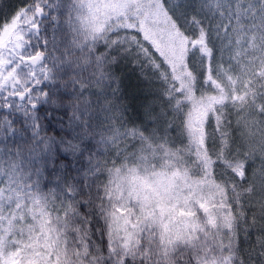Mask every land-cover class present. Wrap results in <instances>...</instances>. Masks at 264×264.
Here are the masks:
<instances>
[{
  "label": "trees",
  "instance_id": "trees-1",
  "mask_svg": "<svg viewBox=\"0 0 264 264\" xmlns=\"http://www.w3.org/2000/svg\"><path fill=\"white\" fill-rule=\"evenodd\" d=\"M43 1L49 5L58 0ZM16 2L0 0V24L7 4L11 7ZM161 2L169 21L188 40L181 68L189 76L187 88L155 51L152 56L143 52L150 45L135 32L113 24L104 38L70 51L61 42L64 31L57 24L59 18L41 11L36 14L38 56L52 63L55 79L44 88L46 93L71 82L87 89L90 73L95 70L98 76L99 66L110 59V52H116L134 62L141 76L155 79L157 105L165 111L161 121L167 127L163 129L158 119L145 122L141 113L132 110L114 114L123 115L119 123L116 119L102 123L106 118L97 107L94 125L100 131L110 130L93 139L82 172L65 177L69 185L77 186L78 201L65 198L63 193L72 196L73 189L55 178L37 182L28 159L30 145L10 139L0 145L4 148L0 153L1 205L44 207L36 226L20 228L11 236L3 258L11 254L16 264H264V0ZM201 36L208 57L192 45ZM70 58L82 61H71L69 68L66 60ZM126 64L121 65L123 71L129 69ZM209 67L210 83L206 81ZM70 69L84 75H70ZM213 81L221 90L213 88ZM220 92L228 96L219 102ZM202 97L209 101L202 104L206 113L197 127L198 144H194L181 106ZM1 100L0 110L5 112ZM10 115L11 119L19 116L21 123L26 119V114L13 111ZM134 133L142 134L144 142L165 144L167 155L173 156L169 162L182 166L197 187L209 189L217 207L208 211L192 203L185 225L175 229L173 221L154 211L149 202L139 206L130 197L119 196L118 163L123 160L130 167L136 142L141 140ZM202 200L208 197L204 194ZM77 218L81 223H76ZM114 219L126 223L125 231H111Z\"/></svg>",
  "mask_w": 264,
  "mask_h": 264
},
{
  "label": "rangeland",
  "instance_id": "rangeland-1",
  "mask_svg": "<svg viewBox=\"0 0 264 264\" xmlns=\"http://www.w3.org/2000/svg\"><path fill=\"white\" fill-rule=\"evenodd\" d=\"M161 3V0H58L46 5L43 0H17L11 7L7 4L0 24V97L3 99L1 101L4 102L5 110L0 119L10 121V112L13 111L24 115L25 108L29 110L33 104L45 98L46 92H42L41 89L51 87L55 81L52 63L39 57L36 48L39 39L36 32L38 23L36 14L40 11L44 15L59 18L57 24L64 31L61 42L64 44L66 42L70 51L91 44L109 31L113 24L125 31L135 32L150 45V49L146 47L143 52L151 56L156 52L177 80L184 82L183 87L187 88L189 76L181 68L188 40L171 24ZM192 45L205 56H209V49L203 36L196 39ZM73 60L82 61L77 58L67 59L69 63L67 67L70 68V62ZM129 69L125 72L132 71ZM211 70V67L206 69L208 76L206 81L209 83L212 81L209 76ZM141 79L144 82L143 91L146 93L149 108L148 115H144L143 110L139 112L142 120L161 121L162 113L165 111L157 105L159 88L153 83L155 79L150 80L145 76H141ZM168 79L169 77L166 80ZM212 83L213 88L221 90L219 84H214V81ZM226 96L228 94L220 92L216 99L220 102ZM176 98L181 99V96ZM206 101L209 99L205 100L202 97L200 101L191 100L185 106H181L184 119L189 120V133L194 144H198L196 138L200 132L197 127L201 117L206 113L202 106L207 103ZM144 102L141 100V103ZM195 102L201 105H196ZM164 121L162 119L159 123L163 129L167 127L163 124ZM133 135L141 140L136 142L130 167L127 168L123 160L118 163L117 172L120 179L116 192L119 196L130 197L131 202L138 203L139 206L149 205L147 204L149 202L154 211L168 221H173L171 224L175 225V229H181L185 225V215L191 209L192 203L200 204L208 211L217 207L209 189L204 186L197 187L182 166L169 162L173 156L167 155L165 144L159 141L144 142L140 133ZM204 194L208 197L207 201L202 200ZM43 209L44 207H17L16 204L8 209L0 203V264L13 262L16 264L13 255L3 258L2 251L7 243H10L11 236L21 232L20 228H31L40 222ZM125 224L124 221L114 219L111 231L121 233L125 231ZM124 234L123 232L121 235Z\"/></svg>",
  "mask_w": 264,
  "mask_h": 264
},
{
  "label": "snow or ice",
  "instance_id": "snow-or-ice-1",
  "mask_svg": "<svg viewBox=\"0 0 264 264\" xmlns=\"http://www.w3.org/2000/svg\"><path fill=\"white\" fill-rule=\"evenodd\" d=\"M109 57L105 64L99 66L98 76L94 74L95 70L90 73L91 81L87 89L77 86L75 82L65 83L63 87L56 85L47 91L44 99L36 103L31 115H28L27 108L24 109L26 119L23 123L19 116L10 121L0 119V145L6 144L9 139L30 145L28 159L37 182L55 178L57 183L73 189L74 195L69 196L67 192L63 194L74 201L79 199L77 186L69 185L65 177L71 179L73 173L79 175L82 172L85 153L91 155L93 139L97 135L102 137L104 131L110 130L100 131L99 126L94 125L96 108L105 115L106 119L102 123H110L111 119L119 123L123 115L114 114H126L129 110H143L144 115L149 114L146 93L143 91L144 82L136 71L135 63L116 52H110ZM124 63H128L132 71H123L121 65ZM69 74L82 77L84 72L77 74L70 69ZM142 96L145 98L144 103H141ZM3 115L0 110V117ZM18 124L20 127H16ZM3 152L4 148L0 147V153ZM76 223L81 221L77 218Z\"/></svg>",
  "mask_w": 264,
  "mask_h": 264
}]
</instances>
